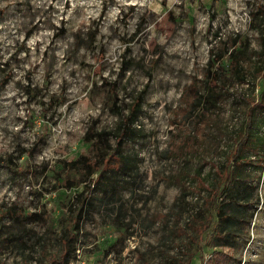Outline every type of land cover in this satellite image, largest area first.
<instances>
[{"label": "rangeland", "instance_id": "obj_1", "mask_svg": "<svg viewBox=\"0 0 264 264\" xmlns=\"http://www.w3.org/2000/svg\"><path fill=\"white\" fill-rule=\"evenodd\" d=\"M257 1L0 0V223L14 205L31 215L33 232L25 253L0 246V264L56 258L67 205L86 191L91 203L78 219L67 264H186L190 254L192 264H200L217 248L212 228L197 240L193 226L202 220L204 191L188 181L186 210L178 208L175 220L171 209L179 188L170 174L186 165L217 177L244 125L242 95L258 100L261 79L240 94L221 93L227 100L205 155L200 146L183 164L169 150L183 129L177 115L183 91L210 66L209 49L222 52L237 33L256 48L248 20ZM135 102L131 134L119 147L131 169L106 173L114 180L111 190L87 178L65 186L58 173L62 161L88 153L89 130H106L115 145L120 111L127 113ZM262 110H256L254 134L264 138ZM185 121L190 129L192 119ZM251 167L253 180L259 176V201L248 241L228 264H264V161ZM40 236L46 252L32 242ZM56 260L51 264H62Z\"/></svg>", "mask_w": 264, "mask_h": 264}, {"label": "trees", "instance_id": "obj_2", "mask_svg": "<svg viewBox=\"0 0 264 264\" xmlns=\"http://www.w3.org/2000/svg\"><path fill=\"white\" fill-rule=\"evenodd\" d=\"M248 25L256 33V48H250L247 36L242 38L237 33L222 52L214 51L213 47L209 49L211 67L205 68L200 76L192 77L183 91L182 106L177 112V115H182L183 129L176 139V144L169 150L170 157L177 162L182 160L183 164L189 163L190 155L195 156L197 152H201L200 146L203 147L202 152L205 155L207 146L204 144L212 143L210 135L213 133L212 128L219 127L218 113L225 107L227 100L221 93L227 94L233 91L240 94L242 88L249 85L254 89L256 81L261 79L262 87L258 100L254 101L250 94L242 95L246 105L244 125L237 133L235 141L233 140L235 145L225 151V164L220 165L216 170L217 177L211 175L203 177L199 167L191 171L186 165H181L170 174V181L179 188L173 210L171 209L175 220L178 221L180 214L178 208L186 210V195H188L185 189L186 181L192 183L198 191H204L202 197L204 209L198 212L202 220L196 222L193 229L199 241L202 234L212 228L215 239L213 245L217 248L211 250L210 255L200 264H228L236 259L235 254L248 241V225L255 205L259 201L256 192L259 176L255 178L256 181L253 180L251 166H262L264 161V138L254 134L256 110L264 109V0H259L255 4L254 10L250 13ZM223 58L225 61H220L219 64L218 61ZM214 92L217 94L220 92L221 96L215 99L212 94ZM197 105H201L200 110H197ZM136 106L135 102L127 113L120 111L121 117L114 136L115 145H110L108 133L104 129L98 132L89 130L86 133L84 141L88 143V153L70 160H63L58 171L65 186L75 180L87 178L91 183L111 190L114 180L107 178L106 173L112 171L115 176L121 170L131 169V160L119 152V147L123 138L131 134L132 123L137 116ZM184 117L190 121L192 119L190 129ZM216 138L213 142L217 141ZM202 159L200 153L197 160L200 162ZM91 198V194L87 191L78 192L76 201L67 205L69 210L63 217L65 225L60 238V253L56 258L51 256L48 264H51L54 259L62 264L70 261L69 243L75 237V231L79 229L78 219L85 210V205L91 203L88 202ZM4 213L8 219L0 223V246L16 247L20 253H25L26 249L31 247L28 240H32L33 237L32 228L27 224L31 215H24L14 205L6 207ZM175 229L179 234L184 233V228L179 225ZM35 241L41 246V250L46 252L42 236L32 241L33 244ZM192 255H188L186 264H192ZM25 259L26 256L23 255V260ZM176 263L179 261L176 260Z\"/></svg>", "mask_w": 264, "mask_h": 264}]
</instances>
